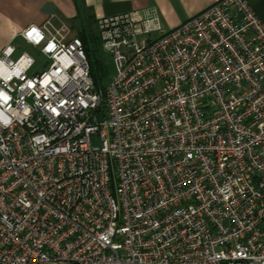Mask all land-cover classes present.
<instances>
[{
    "label": "built area",
    "instance_id": "2783aa9c",
    "mask_svg": "<svg viewBox=\"0 0 264 264\" xmlns=\"http://www.w3.org/2000/svg\"><path fill=\"white\" fill-rule=\"evenodd\" d=\"M110 82L50 19L0 51V264H264V24L100 17ZM19 52V53H18Z\"/></svg>",
    "mask_w": 264,
    "mask_h": 264
},
{
    "label": "crops",
    "instance_id": "0c3cea01",
    "mask_svg": "<svg viewBox=\"0 0 264 264\" xmlns=\"http://www.w3.org/2000/svg\"><path fill=\"white\" fill-rule=\"evenodd\" d=\"M214 1L216 0H0V51L13 41L21 47L23 41L18 37L19 33L28 25H41L47 19L56 26H69L71 35L78 36L100 17L155 7L162 25L170 29L201 12ZM246 1L264 24V0Z\"/></svg>",
    "mask_w": 264,
    "mask_h": 264
},
{
    "label": "rangeland",
    "instance_id": "374dc122",
    "mask_svg": "<svg viewBox=\"0 0 264 264\" xmlns=\"http://www.w3.org/2000/svg\"><path fill=\"white\" fill-rule=\"evenodd\" d=\"M86 32L87 34L92 33V36L88 39V47L91 54V59L96 62L95 66L96 69H98L101 80L103 83L107 84L110 82L115 73L113 61L110 56L102 52L95 24L89 25V27L86 29ZM20 51H26L35 58V64L31 69V72L41 69L42 66L46 64V59H44V57L39 53L37 48H34L25 42H21L19 52Z\"/></svg>",
    "mask_w": 264,
    "mask_h": 264
},
{
    "label": "trees",
    "instance_id": "16d2710c",
    "mask_svg": "<svg viewBox=\"0 0 264 264\" xmlns=\"http://www.w3.org/2000/svg\"><path fill=\"white\" fill-rule=\"evenodd\" d=\"M91 36H92V33L91 34H87L86 31H83V32H81L78 35V37H80V39L82 40L84 48H85V51L87 53V57H88V60H89V72H90V75H91L95 85L97 87H100L104 83H103V81L101 80V78L99 76L98 69H96V66H95L96 62L91 59V54H90L89 47H88V39Z\"/></svg>",
    "mask_w": 264,
    "mask_h": 264
}]
</instances>
